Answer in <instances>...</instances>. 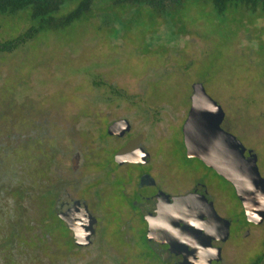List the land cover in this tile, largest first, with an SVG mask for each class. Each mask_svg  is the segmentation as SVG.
Instances as JSON below:
<instances>
[{
    "label": "rangeland",
    "instance_id": "rangeland-1",
    "mask_svg": "<svg viewBox=\"0 0 264 264\" xmlns=\"http://www.w3.org/2000/svg\"><path fill=\"white\" fill-rule=\"evenodd\" d=\"M76 5H64L55 17ZM31 13L0 14V41L34 28ZM98 77L164 110L166 120L187 111L191 89L201 84L258 155L264 177V20L240 9L218 16L207 0H185L165 14L101 3L82 21L34 36L14 55L0 54V264H137L101 242L67 246L45 221L42 170L49 154L91 152L94 123L104 116L140 121L139 107L106 101L91 83ZM18 150L32 154L41 175L32 174L28 154ZM242 235L225 247L224 264H244L264 240V223Z\"/></svg>",
    "mask_w": 264,
    "mask_h": 264
},
{
    "label": "flooded vegetation",
    "instance_id": "flooded-vegetation-1",
    "mask_svg": "<svg viewBox=\"0 0 264 264\" xmlns=\"http://www.w3.org/2000/svg\"><path fill=\"white\" fill-rule=\"evenodd\" d=\"M108 84L96 88L105 92L109 103L119 100L139 107L140 121L136 123L125 115L113 119L104 116L94 123L91 152L75 148L70 154L61 150L49 154L42 170L49 233L59 235L67 246L88 248L99 242L110 245L123 251L125 259L135 258L137 264H183V253L172 248L162 221L171 212L194 207L199 219L193 230H199L203 237L212 211L230 221L229 238L222 243L212 242L213 247L221 248L220 264H224L227 244L243 239V229L260 226L264 221L261 224L248 221L233 185L202 160L188 155L184 125L195 102L196 89H191L187 111L171 113L166 120L164 110L153 109L142 101L132 102L125 97L131 95L125 90L116 96ZM204 92L211 97L205 89ZM223 111L221 127L244 143ZM121 121L128 126L110 133V127ZM37 181L35 178L34 183ZM86 207L95 220V235L91 245L80 246L68 221L76 219L82 231L86 219L82 211ZM212 250L206 249L204 255H215ZM111 264L124 262L117 260ZM244 264H264V240L246 256Z\"/></svg>",
    "mask_w": 264,
    "mask_h": 264
},
{
    "label": "water",
    "instance_id": "water-1",
    "mask_svg": "<svg viewBox=\"0 0 264 264\" xmlns=\"http://www.w3.org/2000/svg\"><path fill=\"white\" fill-rule=\"evenodd\" d=\"M194 88L195 102L184 125L188 155L199 158L230 182L244 207L247 220L261 224L264 221V177L258 166V156L253 150L247 149L238 137L221 127L224 111L219 103L205 94L201 84ZM126 126L127 122H117L110 127L109 132L114 133L117 128ZM196 211L194 207H183L165 216L162 223L168 231L169 243L177 249V253H183V264H220L221 248L213 247L212 242L216 240L222 243L229 238L230 221L217 217L212 211L208 231L203 237L199 230H193L199 219ZM82 214L86 216L82 231L76 219H70L68 224L75 233V242L80 246H89L95 235V220L87 207ZM206 249H213L215 255L205 256Z\"/></svg>",
    "mask_w": 264,
    "mask_h": 264
},
{
    "label": "trees",
    "instance_id": "trees-1",
    "mask_svg": "<svg viewBox=\"0 0 264 264\" xmlns=\"http://www.w3.org/2000/svg\"><path fill=\"white\" fill-rule=\"evenodd\" d=\"M185 0H0V14L4 16H15L27 9H31V17L36 23L34 28L28 32L20 34L16 39L10 41H0V54H12L17 51H22L27 40L34 39L43 32L58 31L70 27L76 22L82 21L85 16L92 10L93 6L104 4H113L116 6L129 5L131 7H149L158 13L165 14L171 13L182 7ZM212 5L215 13L218 16H225L229 12L234 10H243L251 12L257 16V19L264 20V0H207ZM76 2V7L66 16L56 18L55 14L60 12L61 8L68 4ZM115 22L113 17H109V23ZM105 82L102 78H93L91 83L94 87L105 86ZM108 87L114 90L116 96L121 95L125 91L116 87L113 84H108ZM130 97V100L134 102L136 98L134 95H126ZM33 147L29 148V151ZM34 151V150H33ZM25 155L28 154L30 159L29 166L32 168L31 159H38L46 154V149H40L37 151V155L32 156L25 150H18L17 153ZM16 153V152H15ZM32 157V158H31ZM34 167V166H33ZM30 168V169H31ZM41 175L40 168H32V174ZM35 176V177H36ZM38 179V177H36ZM262 256L258 261H262Z\"/></svg>",
    "mask_w": 264,
    "mask_h": 264
}]
</instances>
